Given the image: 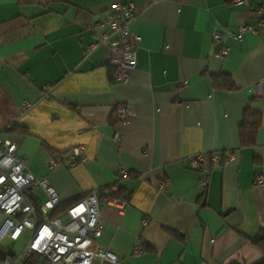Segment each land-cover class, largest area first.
<instances>
[{"label": "crops", "instance_id": "0c3cea01", "mask_svg": "<svg viewBox=\"0 0 264 264\" xmlns=\"http://www.w3.org/2000/svg\"><path fill=\"white\" fill-rule=\"evenodd\" d=\"M119 1L135 6L129 30L140 39L124 82L109 79L107 46L86 53L113 0H0V139L63 202L118 185L127 207H100L98 239L118 264L261 261L249 240L264 230V186L252 184L264 178V0ZM259 22L241 42L221 37L228 51L218 57L213 33ZM222 76L237 89H220ZM118 106L130 109L128 123L114 119ZM246 106L260 115L251 147L238 133ZM75 147L84 149L79 162L48 169L50 155L65 162ZM211 154L232 157L203 164L202 188L190 159Z\"/></svg>", "mask_w": 264, "mask_h": 264}, {"label": "built area", "instance_id": "2783aa9c", "mask_svg": "<svg viewBox=\"0 0 264 264\" xmlns=\"http://www.w3.org/2000/svg\"><path fill=\"white\" fill-rule=\"evenodd\" d=\"M234 6L248 7V0H230ZM111 15L99 24L103 29L97 40L88 47L86 53L107 46L109 51L108 65L113 69L112 81L124 82L128 78V71L135 66L136 49L140 41L137 35L130 32L129 26L137 15L132 3L113 0L110 5ZM260 12H264L261 7ZM240 25L235 35L227 31L212 34V42L220 44L218 57L227 55V47L221 43V37H235L241 42L245 32L256 34L261 27ZM48 88L44 89L47 93ZM31 105L24 102L22 112ZM114 119L121 123H128L131 111L127 106H118L114 112ZM3 128L0 126V134ZM113 140L119 144L120 137L114 135ZM16 145L9 140L0 139V264H93L94 260L108 264H118L116 256L100 250L98 239L103 231L100 217V207L111 205L123 212L127 207V199L116 196L118 185L101 188L82 196L71 203L60 200L56 191L47 183L46 179L34 177L26 167V160L16 156ZM83 147L73 148L65 162L57 154L47 159L48 169L64 164L70 168L79 162L83 156ZM227 155L223 160L218 154L195 155L190 159L192 170L200 171L203 179L199 186L205 188L208 172L202 166L209 163L218 165L231 159ZM124 170L117 172L118 180L124 179ZM253 186H264L262 175L254 174ZM163 188V184L159 186ZM42 195L40 201L38 196ZM145 223V221H143ZM30 231L29 238L18 254H12L2 247L3 239L17 242L22 233ZM135 249L134 254L141 253Z\"/></svg>", "mask_w": 264, "mask_h": 264}, {"label": "trees", "instance_id": "16d2710c", "mask_svg": "<svg viewBox=\"0 0 264 264\" xmlns=\"http://www.w3.org/2000/svg\"><path fill=\"white\" fill-rule=\"evenodd\" d=\"M111 71V70H110ZM113 71L110 72L109 79L113 78ZM217 80L218 87L222 90L231 92L237 88L233 84L232 80L227 76H222ZM260 125V115L253 112L249 107H245L242 112L241 123L238 127L239 140L241 147H251L254 145V136ZM71 203V202H65ZM250 241V244L258 249L262 254L263 258L261 261L255 264H264V230L258 232V234Z\"/></svg>", "mask_w": 264, "mask_h": 264}, {"label": "rangeland", "instance_id": "374dc122", "mask_svg": "<svg viewBox=\"0 0 264 264\" xmlns=\"http://www.w3.org/2000/svg\"><path fill=\"white\" fill-rule=\"evenodd\" d=\"M1 220H2V218L0 217V223H1ZM29 235H30V231L25 230L22 233L20 239L15 243L12 241H9L7 239H3L2 247H4L6 250L11 252L12 254H18L20 252V250L22 249V247L27 242Z\"/></svg>", "mask_w": 264, "mask_h": 264}]
</instances>
